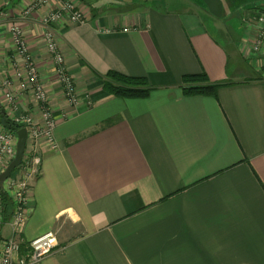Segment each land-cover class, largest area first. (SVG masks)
Returning a JSON list of instances; mask_svg holds the SVG:
<instances>
[{"label":"crops","instance_id":"crops-1","mask_svg":"<svg viewBox=\"0 0 264 264\" xmlns=\"http://www.w3.org/2000/svg\"><path fill=\"white\" fill-rule=\"evenodd\" d=\"M34 1L0 0V82L11 77L18 111L40 120L15 76L8 27L17 23L57 119L58 147L41 142L22 254L56 230L58 245L40 264H264V44L255 50L264 0H158L168 10L80 0L85 22L55 25L76 106L44 40L41 18L53 5L22 18ZM110 70L147 77L150 95L107 93ZM202 71L230 83L217 97L184 95L183 75ZM11 236L2 220L0 242Z\"/></svg>","mask_w":264,"mask_h":264},{"label":"built area","instance_id":"built-area-1","mask_svg":"<svg viewBox=\"0 0 264 264\" xmlns=\"http://www.w3.org/2000/svg\"><path fill=\"white\" fill-rule=\"evenodd\" d=\"M50 5L53 7L42 18V23L45 26L44 40L47 50L53 58L56 80L63 96L72 106H76L79 103L80 94L76 81L67 67L65 55L59 48L55 25L65 18L74 23H84L85 14L82 7L74 3L73 0H35L22 10V18H30L40 8ZM6 19V13L0 11V25ZM255 20L259 28L255 50L259 51L264 44V11L260 12ZM8 31L14 45V60L17 65L15 76L19 80L22 92L30 93L35 99L41 117L40 120L35 119L31 109L18 111V94L13 89L11 77L4 78L0 82L2 109L5 108L7 115L21 127H25L28 132L22 163L3 182V186L10 193L16 208L11 220L12 236L0 242V264H40L56 249L58 245L57 231L49 230L32 239L28 243L26 254H22L21 251L23 244L21 233L28 216L27 201L32 181L41 169L40 146L42 139L46 140L52 148L58 147L55 137L57 119L53 115L38 64L30 52L22 26L12 23L9 25ZM262 68L264 71V64ZM17 142V132L7 129L0 123V175L14 159ZM2 220L0 204V223Z\"/></svg>","mask_w":264,"mask_h":264},{"label":"trees","instance_id":"trees-1","mask_svg":"<svg viewBox=\"0 0 264 264\" xmlns=\"http://www.w3.org/2000/svg\"><path fill=\"white\" fill-rule=\"evenodd\" d=\"M102 77L103 86L106 92L116 97L143 98L148 97L152 91L149 80L145 76H133L116 70H110ZM229 83V81H212L209 78V75L205 71H202L199 73L183 75L181 88L184 95H206L217 97L219 88L228 85ZM0 123L7 129L16 132L21 128V125L17 124L12 118H10L4 109H2L0 113ZM0 204L2 208L3 222H10L14 215L16 205L10 193L5 190L3 182H0Z\"/></svg>","mask_w":264,"mask_h":264},{"label":"water","instance_id":"water-1","mask_svg":"<svg viewBox=\"0 0 264 264\" xmlns=\"http://www.w3.org/2000/svg\"><path fill=\"white\" fill-rule=\"evenodd\" d=\"M2 111V102L0 96V113ZM18 142H17V152L14 159L10 162L5 171L0 175V182H4L22 163L26 144L28 140V132L25 127H21L17 130Z\"/></svg>","mask_w":264,"mask_h":264},{"label":"rangeland","instance_id":"rangeland-1","mask_svg":"<svg viewBox=\"0 0 264 264\" xmlns=\"http://www.w3.org/2000/svg\"><path fill=\"white\" fill-rule=\"evenodd\" d=\"M74 1V3H76V4H79L80 5V0H73ZM136 2H138L139 3V0H135ZM146 1V3H148V5H153L154 7H158L159 9H165V10H168L169 8H170V5L168 4V3H165L164 2V4H163V2L162 1H156V0H145ZM108 3V2H107ZM140 6H142V5H140ZM140 6H138V7H140ZM163 7V8H162ZM42 19V18H41ZM217 35V34H216ZM232 59H231V65L232 66H234V64H233V62L232 61H235V58L232 56L231 57ZM26 108H28V107H26ZM36 113H37V110L35 109L34 110ZM33 116H34V118L36 119V115H35V113L33 114ZM38 120V119H37Z\"/></svg>","mask_w":264,"mask_h":264}]
</instances>
